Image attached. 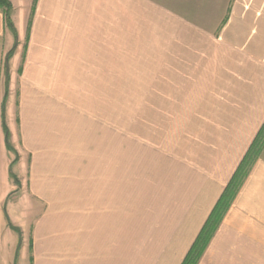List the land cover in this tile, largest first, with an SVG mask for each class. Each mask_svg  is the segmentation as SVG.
Listing matches in <instances>:
<instances>
[{
    "label": "crops",
    "instance_id": "1",
    "mask_svg": "<svg viewBox=\"0 0 264 264\" xmlns=\"http://www.w3.org/2000/svg\"><path fill=\"white\" fill-rule=\"evenodd\" d=\"M7 1L0 264L18 250L6 200L35 215L28 264H182L245 157L197 264H264V0H128L119 38L99 0ZM99 56L134 62L142 111H99Z\"/></svg>",
    "mask_w": 264,
    "mask_h": 264
},
{
    "label": "rangeland",
    "instance_id": "2",
    "mask_svg": "<svg viewBox=\"0 0 264 264\" xmlns=\"http://www.w3.org/2000/svg\"><path fill=\"white\" fill-rule=\"evenodd\" d=\"M153 1L157 3L162 2L167 4V0ZM127 4L128 0H99V18H102L104 22L110 23L107 25L104 24V32H109L112 34V36L119 38L122 37L120 34H123V32L127 31V26L122 25V20H127ZM152 29L158 32V23H153ZM122 43L123 42L121 41L120 44ZM115 51L126 53L127 47L124 45L116 46ZM99 52L106 53L108 51L106 49H104L103 51L99 49ZM9 59L10 57H8V63H6L5 65V85L7 75L9 74ZM113 60L115 61V59H112L108 56H99V111L117 112L119 114L117 118H122L120 114L127 110L128 102L130 105H132L130 106L132 110L136 112H138L139 110L142 111L138 103L143 102L142 99L145 91L142 88L144 84L142 78L143 74L135 73L134 62L132 66V74L126 72L128 68L127 58H116L119 66H116L115 63L112 62ZM116 68L117 70H115ZM129 77L131 79H134V81H129ZM134 102H136V105H134ZM14 204L15 202L13 200H6L4 210L7 214V217H10L9 220L13 223V226L19 229L16 230L14 228H11V226L9 225L12 229V234H14L16 238V247L18 248L20 244V257H17V253L14 254L11 249L9 251L8 257L13 261V264H28V258H22V254H24V252L21 246L25 243V240L28 243V239L30 237L29 229L35 215L29 214L27 220L21 219L20 217L17 218L15 216V210L20 208V203L18 207L16 206V208L14 207ZM21 206L22 208L24 207L23 203L21 204ZM24 250H26L25 247Z\"/></svg>",
    "mask_w": 264,
    "mask_h": 264
},
{
    "label": "trees",
    "instance_id": "3",
    "mask_svg": "<svg viewBox=\"0 0 264 264\" xmlns=\"http://www.w3.org/2000/svg\"><path fill=\"white\" fill-rule=\"evenodd\" d=\"M0 5H2V6L6 5L7 8H10V6H11L10 2L7 0H0ZM7 15H8L7 17H8L9 25L12 28H14L13 22L10 19V14L8 13ZM13 51H14V49H12L8 53L7 60H8V57H10V54L13 53ZM8 80H9V74L7 75V80H6V93L8 91V89H7ZM5 98H6V96H5ZM5 103H6V101L4 100L3 112H4ZM4 126H5V130H6V134H7L8 148L10 150H14V147L11 144V141L9 138L8 127L6 124L5 117H4ZM262 135L263 134L261 133V134H259V136H257V142L260 140V138H262ZM255 144H256V142H255ZM246 163H247V158L245 157V159L243 160V162L239 166L237 172L233 176L232 181L227 186L226 193L223 195V197L219 201V204L217 205V207L213 210L211 216L207 220L205 226L203 227L202 231L200 232L199 236L197 237L196 241L194 242L193 246L191 247L190 251L188 252V254H187V256H186V258L182 264H197L198 263L199 258L201 257V255H202L203 251L205 250L210 238L213 235V232H214L217 224L219 223V220H220L221 215H222V211L226 208L225 200H226L227 196H229V195L232 196L234 194V190L236 189L238 182L240 181L239 179L242 177L243 173L246 171L245 170ZM7 220H8V224L11 226V228L19 230L17 227L13 226V223L9 220L8 217H7ZM19 248H20V244H19L18 250H17V257L19 254Z\"/></svg>",
    "mask_w": 264,
    "mask_h": 264
}]
</instances>
